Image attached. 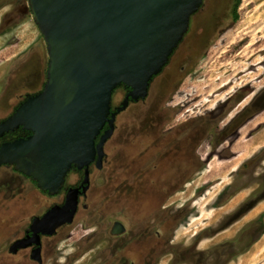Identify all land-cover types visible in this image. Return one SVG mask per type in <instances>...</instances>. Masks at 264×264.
Wrapping results in <instances>:
<instances>
[{"label":"rangeland","instance_id":"1","mask_svg":"<svg viewBox=\"0 0 264 264\" xmlns=\"http://www.w3.org/2000/svg\"><path fill=\"white\" fill-rule=\"evenodd\" d=\"M4 7L8 11L2 14ZM0 34L9 36L3 49L16 44L2 53L0 47L4 118L22 94L43 88L49 55L29 0H0ZM36 39L37 45L26 50ZM34 48L41 52L35 54ZM22 49L24 54L11 59ZM36 64L42 79L30 72L20 75L22 68L36 69ZM182 65L186 69L180 71ZM263 92L264 0H205L162 72L151 80L148 95L116 115L102 166L91 167L87 196L80 198L87 199L89 212L120 219L134 234L141 255L131 254V260L264 264V234L248 228L253 220L264 221ZM125 95V88L117 87L113 105ZM82 180L83 173L72 170L67 186ZM0 193L2 219L25 204L27 212H40L64 199L65 190L50 195L13 166H2ZM74 232L62 244L63 260L85 231L79 226Z\"/></svg>","mask_w":264,"mask_h":264},{"label":"water","instance_id":"2","mask_svg":"<svg viewBox=\"0 0 264 264\" xmlns=\"http://www.w3.org/2000/svg\"><path fill=\"white\" fill-rule=\"evenodd\" d=\"M203 1L29 0L48 49L47 80L0 121V137L19 127L32 132L0 146V165H15L50 195L73 166L85 169L83 189L70 188L66 203L40 219L53 222L51 230L72 220L90 164H102L116 115L148 95ZM122 84L130 90L112 111L113 92Z\"/></svg>","mask_w":264,"mask_h":264},{"label":"flooded vegetation","instance_id":"3","mask_svg":"<svg viewBox=\"0 0 264 264\" xmlns=\"http://www.w3.org/2000/svg\"><path fill=\"white\" fill-rule=\"evenodd\" d=\"M204 2L205 0L199 9L204 6ZM11 19L13 22L12 17ZM208 31H210V29ZM187 33L188 31L186 34ZM185 69L186 66L184 65L180 67V71ZM25 73V70H22L20 75ZM125 90L127 94L130 88H125ZM38 92L39 91L34 90V92L22 94V99L20 100L19 104H16L14 110L9 115L4 118H0V121H3L9 117L21 104V102L24 101L28 96ZM262 96H264V92L262 93L261 97ZM140 100H143V98ZM130 102L137 101L130 100ZM254 104L255 103H253V105ZM119 106H121V104L118 106L113 105L111 101L112 111H116ZM236 120L234 122H236ZM234 122L231 123V126L229 127L230 129L234 126ZM108 127V124H106L101 134H103V132L108 129ZM27 131L29 130L19 127L13 131L6 132L0 137V146L5 142L28 137L32 132ZM100 135L98 136L96 142L99 141ZM94 165L97 166L96 161L92 162L89 166V177L91 173V167ZM2 166H13L16 172L27 176L37 184V182L31 176L16 170L15 165H0V167ZM101 166L102 164L97 167ZM72 170L82 172L84 180L85 169L83 168L80 170L76 166H73L67 174L63 187L57 194H55H61L62 191L65 190L64 199L52 201L51 205L45 207L42 211L40 210V212H35L32 214L27 212V204H25V207H22L21 210L15 209L16 211L7 213L5 218H0L1 221L3 219L6 220L4 222L0 221V228L3 227V230L0 232V249H5V255H0V264H77L80 260L88 255L89 258L86 264H140L135 260H131L129 256L131 254L141 255V243L134 239V236L132 237L134 234L130 233L126 225L120 219L115 218L112 221V217H110V220L108 216H101V214L88 211L89 205L87 203V199H80L81 197L87 196L88 187L85 192H80L77 209L70 222H65L51 230V224L53 225V222H50L49 225H46L40 220L54 206H63L66 203L67 193L70 188L76 187L80 188V190L83 189V180L77 185L70 187L67 186L68 176ZM172 187H174V185H172ZM44 192L48 193L47 191ZM0 194L2 195V193ZM81 208L86 212H80ZM79 216L84 217L80 219ZM79 226L82 227V230L85 232L80 238L74 241L73 251L66 255L65 260H63L62 254L65 249H63L64 247L62 244L71 239V236L75 234L74 231L77 230ZM50 230L51 232L48 233ZM263 234L264 232L262 235ZM255 242H251L250 246Z\"/></svg>","mask_w":264,"mask_h":264},{"label":"crops","instance_id":"4","mask_svg":"<svg viewBox=\"0 0 264 264\" xmlns=\"http://www.w3.org/2000/svg\"><path fill=\"white\" fill-rule=\"evenodd\" d=\"M8 11V9H6V7H4V9H3V13L2 14H4L5 12H7ZM25 16V13L24 14H22V15H20V16H18L17 17V20H20V19H22V18H20V17H24ZM26 19V18H25ZM15 19H13V21H14ZM25 20H23L22 22H24ZM19 23V22H18ZM3 35V34H2ZM8 37L9 36H6V39H5V37H2L1 35H0V44H2L4 41H6L7 39H8ZM17 42V41H16ZM15 42V43H16ZM30 43L28 44V47L26 48V50H29V49H31L32 47H34L35 45H37L36 43H37V39L36 40H31V41H29ZM21 43V42H20ZM8 45V47H6V48H2L3 47V44L0 46L1 47V49H3V50H1V53L2 52H6V50L7 51H9L11 48H15L16 47V44L14 45V44H7ZM23 50V49H22ZM20 50V51H18V52H14L13 53V57H11V59L12 58H17V57H19L21 54H24L25 53V51L26 50ZM39 50H40V52H41V48H39ZM39 50H38V48H34V50H33V52L35 53V54H38L39 53ZM42 66V68H43V64L41 65ZM34 67H36V69L34 68H31V70L26 66L25 68H22L21 70H26V73H25V75H29V73H27V72H30L32 75H34V76H36V77H38V79L37 80H39V79H42V77H43V75H42V71H41V67H40V65L39 64H36V65H34ZM44 69H45V67H44ZM17 70V69H16ZM21 72V71H20ZM44 73V72H43ZM21 74V73H20ZM21 79H23V78H21ZM38 83V82H37ZM34 91V90H33Z\"/></svg>","mask_w":264,"mask_h":264},{"label":"trees","instance_id":"5","mask_svg":"<svg viewBox=\"0 0 264 264\" xmlns=\"http://www.w3.org/2000/svg\"><path fill=\"white\" fill-rule=\"evenodd\" d=\"M238 2L239 1H237L236 2V4H235V11H234V16H233V20H237V18H238V14L236 13V7H237V5H238ZM154 78V77H153ZM121 86H124L125 88H129V87H127V86H125L124 84H122ZM27 132H30V131H27ZM252 228V231H255V232H257L258 233V231H259V234L260 233H263L264 232V221H263V218L262 217H260V218H258V219H256V220H253L251 223H250V225H249V227L248 228ZM238 240V239H237ZM257 240V237L255 236V238H253L252 240H251V242H255ZM228 243V242H227ZM229 243H230V241H229ZM231 243H233L234 244V241H232Z\"/></svg>","mask_w":264,"mask_h":264}]
</instances>
